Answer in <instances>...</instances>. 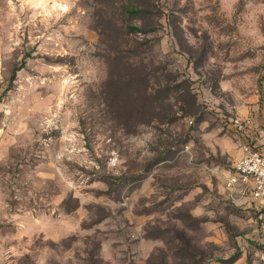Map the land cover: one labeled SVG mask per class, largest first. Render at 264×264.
Instances as JSON below:
<instances>
[{"label": "rangeland", "instance_id": "374dc122", "mask_svg": "<svg viewBox=\"0 0 264 264\" xmlns=\"http://www.w3.org/2000/svg\"><path fill=\"white\" fill-rule=\"evenodd\" d=\"M44 5L0 0V264H264L226 189L264 142V0Z\"/></svg>", "mask_w": 264, "mask_h": 264}, {"label": "built area", "instance_id": "2783aa9c", "mask_svg": "<svg viewBox=\"0 0 264 264\" xmlns=\"http://www.w3.org/2000/svg\"><path fill=\"white\" fill-rule=\"evenodd\" d=\"M251 118L236 119L233 124L238 130L252 125ZM226 180V189L234 196L246 197L264 208V143L247 139Z\"/></svg>", "mask_w": 264, "mask_h": 264}, {"label": "clouds", "instance_id": "9594fccd", "mask_svg": "<svg viewBox=\"0 0 264 264\" xmlns=\"http://www.w3.org/2000/svg\"><path fill=\"white\" fill-rule=\"evenodd\" d=\"M27 3H29L32 7H36V8H40V7H44V0H36V2H34V0H26ZM63 8L64 11L68 10V6L67 5H61V4H57L54 3L53 4V8Z\"/></svg>", "mask_w": 264, "mask_h": 264}, {"label": "crops", "instance_id": "0c3cea01", "mask_svg": "<svg viewBox=\"0 0 264 264\" xmlns=\"http://www.w3.org/2000/svg\"><path fill=\"white\" fill-rule=\"evenodd\" d=\"M242 120H244V119H242ZM247 137H248L247 139H250V140H254V141L257 140L256 137H254V136L250 137V135H248V134H247ZM247 139H246V140H247ZM256 143H257V142H256ZM263 143H264V142H258L257 144H263ZM240 157H241V155H240ZM240 157H239V158H240ZM239 158H238V159H239Z\"/></svg>", "mask_w": 264, "mask_h": 264}, {"label": "trees", "instance_id": "16d2710c", "mask_svg": "<svg viewBox=\"0 0 264 264\" xmlns=\"http://www.w3.org/2000/svg\"><path fill=\"white\" fill-rule=\"evenodd\" d=\"M140 11L139 10H136V9H133V10H130L129 13L130 14H136V13H139Z\"/></svg>", "mask_w": 264, "mask_h": 264}]
</instances>
